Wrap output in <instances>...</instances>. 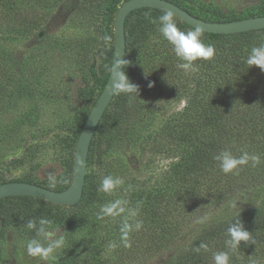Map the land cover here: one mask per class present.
I'll list each match as a JSON object with an SVG mask.
<instances>
[{"label":"trees","instance_id":"trees-1","mask_svg":"<svg viewBox=\"0 0 264 264\" xmlns=\"http://www.w3.org/2000/svg\"><path fill=\"white\" fill-rule=\"evenodd\" d=\"M36 1L43 8L69 2ZM126 1L89 3L95 10L103 9L105 3L117 15ZM167 1L208 22L264 16V1L256 12L238 15L199 0ZM33 2L0 0V60L18 69L24 46L41 23L40 18L31 17L36 11ZM163 14L145 8L131 13L126 21L125 69L132 61L137 68L131 65L123 77L129 78L138 92L118 89L94 135L102 138L106 134L111 145L119 142V150L107 159L101 155L96 159L92 142L88 164L95 166L94 172L90 174L87 166L83 197L75 206L25 196L0 200V234L5 226L20 220L35 221L37 228L42 218L51 225L57 223L67 232V241L54 264H214L217 252H228L230 264H264V71L246 64L250 49L264 44V30L235 35L202 32L203 42L214 46V57L197 61V71L185 74L177 67L180 61L172 45L159 31L158 18ZM174 21L182 31L194 29L176 17ZM113 59L114 54L106 76H97L91 68L102 91ZM180 101L185 102L184 108L168 116L170 108ZM149 144L154 145L149 148L155 155H165L171 163L154 181H142L124 169L130 167L128 161L133 157L141 160ZM225 149L236 157L247 152L259 160L255 164L249 161L238 175H226L213 159ZM73 175L74 170L49 182H23L61 192L70 187ZM106 176L120 178L122 184L110 193L103 192L101 182ZM117 200L124 202L123 213L97 218L102 206ZM237 219L251 239L233 251L226 245L227 229ZM125 221L133 225L130 247L121 239ZM136 222H142L139 230L134 228ZM31 234L36 236L34 230ZM201 243L207 250H196Z\"/></svg>","mask_w":264,"mask_h":264},{"label":"rangeland","instance_id":"rangeland-1","mask_svg":"<svg viewBox=\"0 0 264 264\" xmlns=\"http://www.w3.org/2000/svg\"><path fill=\"white\" fill-rule=\"evenodd\" d=\"M199 1L238 15L256 12L264 0ZM37 2L34 0L32 4L36 11L31 17L40 18L41 23L24 46L22 65L18 69L13 63L0 60V181L3 183L29 179L36 183L49 182L73 172L84 120L103 92L91 68H95L97 76H106L115 49L117 15L113 7L108 10L104 3L103 9L95 10L89 0H69L55 8H43ZM42 33L45 35L39 38ZM131 65L137 68L132 61L124 74ZM157 97L163 98L161 94ZM184 106V101L176 102L168 116L177 114ZM92 142L96 159L99 155L107 159L120 146L119 142L111 145L106 134L102 138L96 136ZM149 146L154 145L145 148L141 160L136 156L128 161L131 172L124 169L133 171L142 181L151 178L154 181L171 163L165 155H155ZM88 167L90 174L94 172L95 166L90 162ZM26 225L20 220L4 227L0 234V264H54L59 249L47 261L27 254L26 244L35 235ZM49 230L67 241V232L57 223H52Z\"/></svg>","mask_w":264,"mask_h":264},{"label":"clouds","instance_id":"clouds-1","mask_svg":"<svg viewBox=\"0 0 264 264\" xmlns=\"http://www.w3.org/2000/svg\"><path fill=\"white\" fill-rule=\"evenodd\" d=\"M158 19L159 31L172 45L173 51L180 61L177 67L182 69L185 74L197 71V61H208L214 57V46L203 42L200 26H196L193 30L187 32L178 29L171 10H166ZM153 22L155 23V21ZM246 64L250 67H259L264 71V44L254 46L250 49L246 58ZM152 86V84H149V87ZM114 87L126 93L138 92L137 86L131 83L129 78L120 77ZM213 159L217 162V166L224 174L238 175L239 170L243 166L247 165L249 161L255 164V162L259 160V157L256 155H249L247 152L236 157L230 150L225 149L216 154ZM121 184L122 180L120 178L106 176L101 182L100 190L110 193ZM122 203L124 202L117 200L102 206L97 214V218L102 219L104 216L114 217L120 215L125 211L121 206ZM233 207H236L235 203ZM133 215H135V213H133ZM39 223V228H37L35 221L32 220H29L26 225L28 229L34 230L36 233L35 238L27 242L26 250L29 256L39 257L41 260L47 261L54 251L64 246L65 238L63 236L56 237L54 232L49 230L51 228V221L42 218ZM141 227L142 222H136L134 225L135 230H139ZM132 230L133 225H130L127 221L121 226V239L125 247H130L128 238ZM227 234L229 239L226 241V245L233 251L239 249L242 242L249 243L251 239L250 232L245 229L243 222L239 219L229 224ZM251 242L255 243L254 240ZM112 247H115V245H112ZM207 247L206 244L201 243L196 250L199 251L201 248L207 250ZM213 260L214 264H230L228 252L215 253Z\"/></svg>","mask_w":264,"mask_h":264},{"label":"water","instance_id":"water-1","mask_svg":"<svg viewBox=\"0 0 264 264\" xmlns=\"http://www.w3.org/2000/svg\"><path fill=\"white\" fill-rule=\"evenodd\" d=\"M145 8L157 9L163 12L171 10L173 16L183 23L193 28L200 26L202 32L210 34L235 35L264 30V16L232 22H208L198 19L183 8L167 0H127L119 9L116 17V43L112 72L80 134L75 155L73 181L70 187L58 192L36 184L10 182L0 185V200L8 197L25 196L41 199L54 205L68 207L75 206L81 201L86 183L88 158L94 135L104 114L118 92L119 88H115L114 85L124 74L127 57L126 21L131 13Z\"/></svg>","mask_w":264,"mask_h":264}]
</instances>
